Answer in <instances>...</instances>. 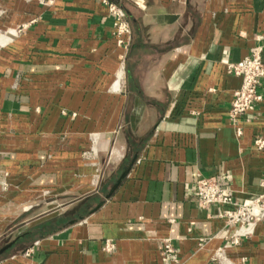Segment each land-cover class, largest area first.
Masks as SVG:
<instances>
[{
  "label": "crops",
  "instance_id": "obj_1",
  "mask_svg": "<svg viewBox=\"0 0 264 264\" xmlns=\"http://www.w3.org/2000/svg\"><path fill=\"white\" fill-rule=\"evenodd\" d=\"M109 1L126 50L103 0H0V246L22 235L0 264H174L167 239L176 264H264V221L231 243L194 193L264 190V78L237 135L227 70L264 60V0Z\"/></svg>",
  "mask_w": 264,
  "mask_h": 264
},
{
  "label": "built area",
  "instance_id": "obj_2",
  "mask_svg": "<svg viewBox=\"0 0 264 264\" xmlns=\"http://www.w3.org/2000/svg\"><path fill=\"white\" fill-rule=\"evenodd\" d=\"M108 12L113 16V34L116 38L117 46L123 50L128 49L131 40V28L124 9L115 2L103 0ZM8 32V30H7ZM229 73L240 78L239 87L233 92L228 110V119L235 127L237 135L242 133L239 125L242 118L247 113L254 110L256 104L262 99L258 93L260 79L264 78V60L262 58V47L253 46L250 54L236 62H228ZM255 146L260 149L264 147V139L256 137ZM194 193L201 207L210 205L221 206V215L225 220L235 226L232 234V242L237 243L241 236H247L254 230L258 222L264 221V190L249 199L239 202L234 197L233 190L225 184H221L215 177H199L195 181ZM106 251H112L114 245L106 241L104 245ZM32 249L25 251L26 255ZM219 249L217 254H221ZM162 252L174 264L177 263L175 253L169 240L162 243Z\"/></svg>",
  "mask_w": 264,
  "mask_h": 264
},
{
  "label": "rangeland",
  "instance_id": "obj_3",
  "mask_svg": "<svg viewBox=\"0 0 264 264\" xmlns=\"http://www.w3.org/2000/svg\"><path fill=\"white\" fill-rule=\"evenodd\" d=\"M15 33V31L13 29H10L8 30V32L4 33V31H0V45L3 44V43H6L7 40ZM47 194H50V193H47ZM58 206H53V207H50L51 209V213L50 214H53L56 210H58L60 207ZM48 214V213H47ZM45 214V215H47ZM18 232V231H17ZM13 235V234H12Z\"/></svg>",
  "mask_w": 264,
  "mask_h": 264
},
{
  "label": "water",
  "instance_id": "obj_4",
  "mask_svg": "<svg viewBox=\"0 0 264 264\" xmlns=\"http://www.w3.org/2000/svg\"><path fill=\"white\" fill-rule=\"evenodd\" d=\"M22 235L20 236H16L15 238H13L12 240L8 241L7 243H5L4 245L0 246V256L10 247H12L14 244H16V242L19 240V238H21Z\"/></svg>",
  "mask_w": 264,
  "mask_h": 264
},
{
  "label": "bare ground",
  "instance_id": "obj_5",
  "mask_svg": "<svg viewBox=\"0 0 264 264\" xmlns=\"http://www.w3.org/2000/svg\"><path fill=\"white\" fill-rule=\"evenodd\" d=\"M0 43H2V42H0Z\"/></svg>",
  "mask_w": 264,
  "mask_h": 264
}]
</instances>
